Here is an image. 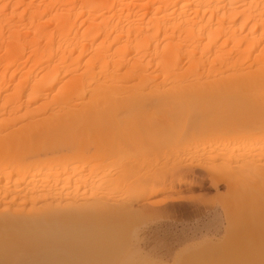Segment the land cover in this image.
<instances>
[{
	"label": "bare ground",
	"instance_id": "1",
	"mask_svg": "<svg viewBox=\"0 0 264 264\" xmlns=\"http://www.w3.org/2000/svg\"><path fill=\"white\" fill-rule=\"evenodd\" d=\"M143 162L180 166L151 187ZM194 167L228 195L264 185V0H0V264H86L111 242V185L146 198ZM221 225L215 209L200 243Z\"/></svg>",
	"mask_w": 264,
	"mask_h": 264
},
{
	"label": "rangeland",
	"instance_id": "2",
	"mask_svg": "<svg viewBox=\"0 0 264 264\" xmlns=\"http://www.w3.org/2000/svg\"><path fill=\"white\" fill-rule=\"evenodd\" d=\"M114 163H115V165L113 164V162H111V164L116 166V167H117V164L119 166H121V164H122L120 162H118V163L114 162ZM133 163H129V164L133 165ZM164 163L167 164L169 162H167V163L166 162H148V164H147L148 166L146 165L148 167L147 168L145 166L146 162H143V165H141V167L139 164H137L135 166V164H136V162H135V164H134L135 167L133 166L135 169H137L135 171L139 172L138 168H140V173L142 175L145 174L144 176H146V172L147 173L149 172L150 175L144 178V176L142 177V175L140 173L136 172L137 173L136 174L135 171H134V174L137 178L138 177L144 178V179H142V178L141 179L144 180L145 182H147L149 177H150L149 180H151L152 176L154 177V175H155V177L157 176L156 179L158 181L160 179V177L158 178V174L159 175H160V173L162 174L163 171H164L163 173L165 174L166 173L165 171H167V170H164V168H163ZM170 163H172V164H170ZM170 163L169 164L172 167L174 164H175V167H177V168L180 166V162H178V164H177V162H170ZM214 163H218V162H214ZM111 164L107 165V167L109 169L112 167ZM185 164H186V162H185ZM185 164L181 163V165H185ZM188 164H190V163L188 162ZM170 165H169V169L173 170L172 167L170 168ZM109 166H111V167H109ZM119 166L117 168V170L119 169V171H117L116 169L113 170V172L117 171L120 173V174L116 173V175H118L116 177H118V178H115L114 182H116V179H117V183L113 184L114 187L116 186V184H117V186H118V184H120V180H119L120 177H121L122 183H123V180H125V177L128 175L127 171L125 172L126 176L123 175V172H122L123 170H121L122 168ZM137 166H138V168H137ZM167 166H168V164L165 166V168ZM116 167H114V168H116ZM142 167L144 170L142 169ZM131 168H130V170H131ZM208 168L209 169L205 168V170H203L201 168L194 167L193 170L190 168L192 171H189V172H187V169L184 168V169H186V172H185V170H183L186 173L185 174L183 172L184 176L186 175L185 179L188 180L189 182H190V180L192 182H196V180H197L198 184L197 183L196 184H193V183L192 184L191 183L190 184L189 183L184 184V183H182L183 182L182 180H184V177H182L183 176L182 171H180V172L177 171L175 174H177L179 172L180 177L183 178V179L181 178L182 179L181 182H177V183H179L178 185L177 184L175 185L173 182H171L169 184L173 183L172 185H174L175 187H173L171 185L172 187L168 188L170 185L165 183L164 184L165 187L169 185L167 187L168 189L165 188V189L161 190L162 188H164V187H162L163 185L161 184L162 183L161 182L160 183L161 186H158L155 188L156 190H153V195H150V196L148 195V197L146 196V198H144L145 196L143 197V193L140 196V195H131L130 193H132V192H130L129 195H131V197L132 196H135V197L138 196V199L132 198L133 202L130 200L131 197L128 194H127V197L129 196L130 198L128 200H126L127 199V197H125L126 194H124L125 196L123 195V193H124L123 191H125V190L118 189L121 191L120 192L121 194L118 192H117L118 193L117 194L115 190L118 187L113 188V186L111 185L109 187V189H111V190H109V193H110V195H112V204L110 202L111 199H108L110 204H108V205L104 204L105 200L103 201V198H102L101 204H99V206L97 207L98 209L95 208L97 211L99 210L98 211L99 216H102L103 221L105 218H106V220L108 218L107 222L109 221L108 223H112V220H113V223L110 224V226L108 223H107L108 226L104 225L105 229H104L103 225L99 224L100 229H101V235H100V237L102 238L101 242H103L102 244H104L106 242L108 243V241L109 242L111 241V242L109 244L103 245V248H99V249H98V247L95 248L96 250L98 249V252L96 251L94 254H91V252L88 251L89 248H87L88 250L87 249L86 250L88 251L87 252L88 254H85L84 260L86 258V261L87 260H89V261L84 262V263H86V264H89V263L90 264H92V263L98 264V262L101 260V263L99 262V264H150V263L156 264V263L151 262V261L142 262L141 260L138 259V255L139 256L140 255H142V256H146V255L152 256L153 255V257H156V256L158 258H160L159 256L163 257L166 260L167 264H200V263L201 264H203V263L204 264H206V263L207 264H234V263L235 264H262L264 262V260H263L264 259V256H263L264 255V220H263L264 219V190L262 192H260V191L262 189H264V187H263L264 185L262 184V188L260 191H258L260 186L257 188V191H255V193L257 192L255 194L256 196L255 195H247V196H250V198L245 196V195L237 194L235 192H234V194L231 193L232 195H228L227 191L230 190L228 185L225 186V184L221 183L218 187H216L217 189L212 186L211 180H208V179L210 177V173L213 170L210 169V167H208ZM128 169H129V167H128ZM161 169H163V170H161ZM169 169H168V171H170ZM126 170H127V167H126ZM142 171H144L143 172L144 174L142 173ZM155 171H156V173H158L157 175H156ZM173 172H174V170H173ZM128 173H130V172H128ZM152 173H155V174H153L151 176ZM167 173H169V172H167ZM167 173H166V175H167ZM121 174L124 176V179L122 178ZM131 174H133V173H131ZM134 174L132 176H134ZM169 174L171 177V173H169ZM172 174H174V173H172ZM175 174L173 176H175ZM128 176H131V175H128ZM128 176L126 178H128ZM163 176L161 178H163ZM180 177H178V179ZM231 177H232V175H231ZM146 178H148V179L145 180ZM167 178H166V180H169V178L168 179ZM174 178L175 177H172V179L170 178V181L171 180L174 181L175 180ZM233 178L234 177H232L231 179L233 180ZM131 179H133V181H134V177L133 178L130 177V179H128V182L127 181L126 182L129 183V181H131ZM153 179L152 180L155 181V178H153ZM178 179H176V180H178ZM149 180L147 183L151 184L150 186L152 187L155 182L153 183V181L150 182ZM139 181L141 184H142V182H144V181H141L140 179H139ZM160 181H162V180H160ZM170 181H168V182H170ZM126 182L124 183V185L127 184ZM145 182L143 184H146ZM137 183L139 184V182H137ZM143 184L142 185L139 184L137 186V188L140 186L143 187L144 186ZM121 185H123V184H121ZM131 186L132 185L130 184V188H131ZM133 186H135V185H133ZM123 187L124 186H122V188ZM146 187H148L147 184H146ZM119 188H121V187H119ZM148 188L149 189H147V190L150 191V187H148ZM131 189H132V191L136 190V189H134V187H132ZM131 189H129V190H131ZM140 189H143V188L140 187ZM140 189L138 188V190H137L138 194L140 193L139 192ZM129 190H128V192H129ZM140 191L142 192V190H140ZM137 192H136V194H137ZM143 192H145V191H143ZM225 192H227V193H225ZM109 193L106 192L105 194L108 195ZM150 193L152 194V192H150ZM222 193H224V196L227 195L226 197L229 198L230 200L226 199V197H224V198L222 197L224 199L222 202V198L220 200L221 195L223 196ZM234 195H236V197L240 195L238 198L239 200L238 199H237V201L234 200V199H236ZM106 196H105V198H108ZM218 196H220V197H218ZM241 196H243V197H241ZM244 196H245V198L249 199L248 201H246L247 204L253 201L251 204H249L250 206L245 204L246 202L244 203V201L246 200L244 198ZM120 197L122 200H120ZM140 197H143V198H140ZM256 197H257V200H255ZM243 199H245V200H243ZM129 200H130V202H129ZM143 200H144V202H143ZM240 200H242V201H240ZM122 201H123V203H122ZM225 201L227 204L228 203L229 204L226 205ZM239 201L243 202L242 203L243 205H241V203ZM106 203H107V201H106ZM126 203L128 204L127 206H126ZM222 203H224V204H222ZM232 203L234 206L231 205ZM237 203H240V204L237 205ZM121 204H122V206H121ZM123 204L125 207L123 206ZM146 204H149V205L147 206ZM110 205L112 206V207H110L111 210L110 209L107 210ZM115 207L118 209V211L121 212V215H119L120 212H118ZM225 207H227V208H225ZM232 207H233V209H232ZM242 207L244 209H242ZM112 208L115 209L117 212L115 210L112 211ZM122 208H123L125 213H123ZM134 208H136L139 212L134 211ZM141 208H142V210H141ZM95 209H94V211L96 213L93 211V215L97 214V211ZM145 209H147L148 213L146 212ZM215 209H218L220 211L221 217H222V225L220 226L219 230L216 233V237H218L220 240L209 243V245H207V244L203 245L200 243L202 233L195 226H196V224H202L205 221V219L208 217V215ZM223 209H226V210H223ZM241 209L243 211V215H242ZM231 210H232V212H231ZM234 210H235V212H234ZM112 212H114V213H112ZM239 212L243 217H244V215H246V216L244 218L241 217V215H239ZM244 212H245V214H244ZM139 213H140V215H139ZM110 214L112 216L114 214L118 215L117 220H115V218L117 216H113L114 217L113 218L112 216H109ZM103 215H106V217L105 216L103 217ZM97 217L98 216L96 215L95 218H97ZM237 218H238V220H237ZM100 219L101 218H99V220ZM100 221L98 223H100ZM238 221H239V223H238ZM246 222H247V224H246ZM104 223L106 224V222H103L102 224H104ZM237 223H238V225H237ZM102 226H103V228H102ZM181 231L187 232L188 235H190V238L187 240H184V241H179V239L177 238V235L180 234ZM154 232L156 234H161V233L162 234H161V236H158V238H156V236H153ZM220 235H222V236H220ZM106 240H108V241H106ZM112 241H114L113 245H111ZM216 243H218V244L214 246V244H216ZM100 245H101V243H100ZM107 245H108V247H106ZM109 245H111V249L114 248V250H111L109 248ZM92 250H90V251H92ZM100 251H103V252L105 251V253L102 252L100 254ZM106 251H107V253H106ZM109 251L110 252L112 251L111 254L114 251V256H112ZM96 253L97 254L99 253L98 256L101 257V258L97 259V261L95 260V257H93V256L97 255ZM98 256H96V258H98ZM261 257H262V260H261ZM58 260L60 261V260H62V258L58 257L57 261ZM62 262L64 264V262H66V261L63 260ZM72 264H74V262H72Z\"/></svg>",
	"mask_w": 264,
	"mask_h": 264
},
{
	"label": "crops",
	"instance_id": "3",
	"mask_svg": "<svg viewBox=\"0 0 264 264\" xmlns=\"http://www.w3.org/2000/svg\"><path fill=\"white\" fill-rule=\"evenodd\" d=\"M199 231H200V227H201V224H196V226H195ZM184 235H186L187 237L189 236V238H190V235H188V233L187 232H185V231H181V233L180 234H178L177 235V237L178 236H184ZM160 257V260H159V258L156 256V257H153V256H151V255H146V256H142V255H138V259L139 260H141L142 262H146V261H152V262H155L156 264H162V263H164V264H167V262H165L166 260L163 258V257H161V256H159ZM164 261H163V260ZM158 260H159V263H158ZM162 260V261H161Z\"/></svg>",
	"mask_w": 264,
	"mask_h": 264
}]
</instances>
